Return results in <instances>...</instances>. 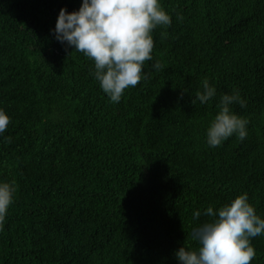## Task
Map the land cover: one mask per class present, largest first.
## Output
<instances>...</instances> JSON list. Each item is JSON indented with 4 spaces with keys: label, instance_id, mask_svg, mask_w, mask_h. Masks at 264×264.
<instances>
[{
    "label": "trees",
    "instance_id": "trees-1",
    "mask_svg": "<svg viewBox=\"0 0 264 264\" xmlns=\"http://www.w3.org/2000/svg\"><path fill=\"white\" fill-rule=\"evenodd\" d=\"M81 3L0 0V181L16 187L0 264H178L174 250L195 248L192 227L210 219L194 210L247 193L264 218V0H160L172 22L153 29L147 78L119 102L50 32ZM204 78L216 95L193 105ZM233 89L247 135L211 147ZM251 243L264 264V234Z\"/></svg>",
    "mask_w": 264,
    "mask_h": 264
},
{
    "label": "clouds",
    "instance_id": "clouds-1",
    "mask_svg": "<svg viewBox=\"0 0 264 264\" xmlns=\"http://www.w3.org/2000/svg\"><path fill=\"white\" fill-rule=\"evenodd\" d=\"M171 22L160 0H82L77 10L61 7L50 32L57 41L92 60L91 74L108 98L119 102L127 87L147 78L143 69L145 61L152 60L153 29ZM159 67L158 61L152 64L153 69ZM215 95V86L204 78L191 103L205 104ZM234 103L246 106L238 90L220 96L218 111L206 129L209 146H220L233 134L245 139L248 122L232 111ZM9 123L10 116L0 108V135ZM15 192L14 182L0 181V227ZM202 214L210 219L192 227L191 238L197 246L183 243L173 252L178 264H251L256 255L251 238L264 234V218L249 203L248 194H239L215 210L212 205L203 213L194 210L193 220Z\"/></svg>",
    "mask_w": 264,
    "mask_h": 264
}]
</instances>
